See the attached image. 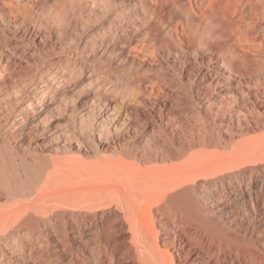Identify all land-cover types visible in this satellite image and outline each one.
Here are the masks:
<instances>
[{
    "label": "bare ground",
    "instance_id": "6f19581e",
    "mask_svg": "<svg viewBox=\"0 0 264 264\" xmlns=\"http://www.w3.org/2000/svg\"><path fill=\"white\" fill-rule=\"evenodd\" d=\"M144 2L153 11L147 6L129 9L124 6L125 0H35L29 6L31 13L53 16L62 27V36L70 28L75 30L61 52L76 51L75 58H80L87 54L86 48H91L89 60L99 57L102 65L107 62L115 66L101 83L108 84L105 91L86 93L89 100H81L80 110L73 111L72 116L82 119L101 102L111 101L107 97L111 87L143 91L147 76L134 62L124 61L121 54L123 43L134 36L162 33L168 55L187 59L194 53L193 66L199 68L197 86L206 83L212 89L223 85L219 96L231 87L227 84L231 76L243 75V58L252 56L235 40L233 25L242 21L247 40H260L258 53L264 58V0H209L200 10L188 0ZM247 7L248 16L244 14ZM4 9L2 14L6 13ZM236 14L240 19H235ZM168 17L178 19L167 21ZM178 22L183 25V36H179ZM92 24L97 26V35L92 32L81 38ZM194 34L200 35L198 42ZM53 53L48 48L44 51L45 56ZM201 55L206 61L196 59ZM3 56L0 53L2 62ZM12 59L7 58L0 67L1 80L9 87L4 88L3 99L0 95L8 110L0 120V147L5 148L0 150V264H90V260L94 264H117L121 254L131 264H264V198L259 203L264 192V165L257 163L264 160V138L260 141L262 135L259 140L251 134L235 141V135L243 137L250 132L252 121L264 127V105L257 115L240 116L224 126V133L212 137L216 145L229 146L228 152L184 156L192 146H207L211 138H189L188 143H179L180 150L168 149L164 141L149 146L148 137L137 144L127 114L132 105L129 96L120 99L119 109L108 112L110 108L105 106L106 117L92 121L87 133L83 121L79 122V134L70 129L69 123L53 125L42 106L46 101V105L52 104L54 99L55 104H63L76 86L67 84V75L63 77L65 82L56 76L47 78L46 70L38 68L37 62L30 76L18 74L23 66ZM76 67H69L71 73ZM259 73L261 98L264 68ZM10 76L15 77L8 79ZM26 88L33 94L29 98L23 95ZM134 96L136 101L140 99ZM209 96L204 100L213 106L217 100ZM175 97L181 100L179 91ZM35 98L43 101L40 108L35 106ZM194 104L186 100L180 107ZM103 128L116 135L117 144L109 153L102 151L108 142L94 139ZM124 135L129 139L120 142L119 137ZM37 136L41 144H53V150L43 160L35 161L30 156L38 153ZM232 168L237 170L218 180H202L210 173ZM115 233L117 236L112 237ZM94 236L97 246L93 245L89 253L87 242Z\"/></svg>",
    "mask_w": 264,
    "mask_h": 264
},
{
    "label": "rangeland",
    "instance_id": "374dc122",
    "mask_svg": "<svg viewBox=\"0 0 264 264\" xmlns=\"http://www.w3.org/2000/svg\"><path fill=\"white\" fill-rule=\"evenodd\" d=\"M34 1L35 0H2L3 5H0L1 7L0 11L1 9L3 10V7H4L5 8L4 10L6 13L2 14V12H0L1 14L0 20H2V22L0 21V50H1L0 53L4 55L3 57L5 58V60L7 58L9 59L13 58L17 63H20L23 66V70L20 71L18 74L21 73L22 75L23 74L26 75L29 73V76H30L32 73H34V70L37 67L35 65V62H37V65H39L40 63L38 68L49 71L48 73L44 71L46 75L48 74L49 76V77L46 76L47 78L55 79L57 77H60L64 82L67 79V84L69 86L71 87L76 86L77 89L73 90L70 93L69 99L60 105H57L54 103L56 102L55 99L52 102V104L49 105V103L51 102H48L46 105V102H47L46 101L45 105H43L44 103L43 104L41 103L43 102L41 101V99L35 98V106L37 108H40L43 105L42 107L45 108L46 113L48 114V116L51 117V122L53 125L59 124L60 126L62 125L65 126L69 123L68 126L70 127V129L71 130L75 129V131L79 134L80 132L79 122L83 121V125L87 126V127L85 126L86 129L89 127L87 130L84 129V131L85 132L90 131L89 125L92 124V121L95 122L97 119L99 120L100 116L102 117L104 116L103 118L106 117L107 114H103L105 113V106L108 105V108H110L108 112H111L113 108L118 107L117 109H119V106L117 104L120 103V99L129 96V98L132 101V105L127 108V114L130 119L129 122H131L132 124L131 134H136L134 141H136L137 144L143 143L144 140L146 141V138L148 137L147 139H149V143H150L149 146H153L156 143V141H159V142L164 141L166 142L165 145L168 149L171 148L172 150H180L181 145H179V143L180 144L188 143L189 138L192 139V137H195L196 139L198 137H201V136L204 137L205 135H208L209 138L211 139H210V142L207 143V146L206 145L205 146L196 145L195 147L192 146L191 148L185 151L186 153L184 156H187L190 154L197 155L198 152L199 153L201 152H206V153H211V152L220 153L221 152L222 153V152H228L230 150V147L226 146L225 144L216 145V143H214V141L212 140V137L214 136V139H215L216 133L217 134L224 133L225 131L224 126L230 121L236 122L240 116H241L240 118H245V117L251 118L253 115L254 116L257 115L259 112V109H261L262 105H264V97L259 98V77H260L259 70L261 71V69L264 68V66H262V63L264 65V58L263 56H260L258 53L260 50L259 49L260 40L249 42L247 40V37L245 36L246 28L244 26V23L240 21L239 23L232 26V35L235 36L234 37L235 40L241 46L243 44L245 45V49L249 50L252 56L243 58L242 71H243L244 76L241 74L242 75L241 77V75H239L238 73H236L235 76H231V79L227 82V84H229L231 87L229 89H226L223 92L224 93L223 96L222 95L219 96L220 90L224 88L223 85L222 86L217 85L212 89H208L206 86L207 85L206 83L203 84V86L200 85L201 87L199 85L197 86L196 80H197V76H198L197 73H198L199 68L197 66L195 67L193 66L195 62L194 57L196 56L194 55V53L193 54L191 53L189 55V58L187 56V59L176 57L175 55H172V54L168 55L167 53H165L166 48L164 47L165 44L163 43L165 41L164 36L161 35L162 33L153 32L151 33V35L149 34L141 35L139 37L134 36L135 38L131 37L129 38V41L127 43H123L124 45L123 44L120 45V47L123 45L121 47V51H122L121 54H122L123 60L128 61V62H134L137 66L141 67L140 68L141 70H143L141 71V73L143 72L142 74L147 76V80L145 81L144 86H143V91L137 93L136 89L131 90V89L124 88V87H115V88L111 87L108 91L107 97L109 99L111 98L112 100H115L113 101L114 103H111L112 100L111 101L105 100L100 103V106L98 105V107L94 108L91 111H88L86 115L82 117V119H80V117L78 118V116H72L73 111L76 110L77 112L80 110L78 105L81 100L84 99L85 101L87 99L88 101L89 100L87 98L88 95L89 94L92 95L96 90L97 92H101V93L105 91L108 84L102 85L101 83L102 81L105 82V79H104L105 75H107L108 72H113V68L115 66L110 67L108 66L107 62H104V64L102 65L101 58L99 57L94 59L95 62L89 60L91 59V53H90L91 51H89L91 50V48H86V50L88 51L87 54L90 53L87 56V58H86L87 54L84 55L85 57L75 58L76 51H73L71 53L70 52L65 53V51L61 52L64 46L67 44L68 40L71 37L75 36V30L73 28H70V32L62 36L61 34L62 27L59 25L57 20L53 19L54 18L53 16H50L48 13L40 14V12H37L36 14V13L29 12V6ZM188 1L192 3V6L196 10H200L203 6H205L209 2V0H188ZM124 6L126 7L130 6L129 9L136 8L138 10L144 8V6H147V8L150 11L151 10L153 11V9L150 6H148V3L144 2V0H125ZM248 8L249 7H247L244 11V14L247 16L250 12V10L248 12ZM25 10H28V12L26 13ZM15 14L16 15L18 14L17 15L18 17H16ZM10 17L11 19H9ZM235 17H236L235 19L238 20L240 19L241 16L236 14ZM177 19L178 18L171 19L168 17L167 21H171V20L177 21ZM8 20L11 21L10 22L11 24L7 23L9 22ZM14 21H17V22L15 23ZM176 24H177V28L179 31V36H183L184 34L183 25L180 22ZM96 27H97L96 25H93V24L90 25L88 29H85L86 31H83L81 38H83L84 35H88V33L92 34V32H93V36L97 35V32H95ZM192 30L194 29L192 28ZM199 39H200V35L194 36L195 42H198ZM160 46H162L163 48ZM47 48L48 50H51V51L54 50V53L50 56H45L44 51ZM159 48L160 50L158 53ZM123 52L125 53V55ZM160 58L163 61L160 60ZM199 58L200 59L204 58V61H206V57L204 55H201L200 57L198 56L196 57L197 60H199ZM260 58L261 60H259ZM191 59L193 60L192 62H191ZM5 60H3L2 62V60L0 59L1 68L5 63ZM120 63H123V61H120ZM75 64L77 65L76 70H75L76 73H74L75 71L71 73V70L74 68ZM87 65H89L90 67L92 66L91 69L90 67L87 68L88 67ZM191 66H193V68ZM69 67L71 68V70ZM84 67H86L87 70L84 72L82 71L83 72L82 74L81 69ZM259 67L260 69H258ZM63 72L64 74H62ZM54 73H57V74L59 73V74L57 75ZM66 75H67L66 79L63 78ZM15 76L14 77L16 79L17 78L19 79L18 75H15ZM50 76L52 77L50 78ZM68 76H71V77H68ZM11 77L14 78L13 76H10V78L8 79H12ZM1 79H2V75L0 77V83H1L0 84V95L2 96V99H3V97L5 96L4 88L6 86L3 84L4 80L2 81ZM196 87L198 88L200 87V88L198 89ZM8 88L9 87H6L5 89H8ZM178 91L180 92V95H181L180 101L175 100L176 98L175 95L176 93H178ZM210 94H211V96H209L210 98L214 97L215 101L217 100L216 103L214 102L215 105L213 104V106L212 105L209 106L206 103L208 95ZM23 95L24 96L26 95L27 97L28 96L31 97V95L33 94L31 93V90H28L26 88ZM134 95L138 96V98L140 99L136 101V98H134L135 97ZM205 95H207V97ZM215 96H217L218 98ZM199 99L202 101H200ZM186 100H193L195 104L189 107H183V108L180 107L183 105L184 101ZM176 103H179L177 104L179 107L176 105ZM197 106H199L200 109L197 108ZM202 108L203 110H201ZM7 111L8 110H7L6 101L4 102V100H1L0 101V115H3V117H0V120H2V118L5 117V115H7ZM223 119L225 120V122L223 121ZM220 122L222 123L224 122V124ZM256 127H258L259 130L256 129ZM221 128L224 130H222ZM208 129L209 130L211 129L210 130L211 132L209 131L211 134L214 131L213 135L207 132ZM99 131H101L102 133ZM99 131H97L96 134L94 135V139L95 141H98L99 139V140H102V141L105 140L106 142H108L107 144H104L102 146L103 147L102 151L109 153V150H111V148H113L114 145L116 146L117 144V143L114 144V141H115L114 136L116 135L113 134L112 131H111L112 133L108 132V129L106 128L105 129L103 128L102 130H99ZM249 131H248L249 133L245 134L243 137H238L237 135H235L236 137L235 141H238L239 138L241 139V138L249 137V135L251 134L252 136L250 137H259V140L262 135V139L260 141L263 140L264 127L259 128L258 124L252 121L250 122ZM126 136L128 135H124V137L122 136L119 137L120 142L127 141L129 138ZM122 138L125 140H123ZM208 140L209 139L207 138V141ZM36 141L39 142L38 153L37 155H31L30 157L33 156V158L31 159L35 161L43 160V157L45 156V154L50 155L51 150H53V147H52L53 144L49 146L41 144L40 142L41 139L38 136L35 138V142ZM210 144H212V146ZM230 144H233V143H230ZM3 149L5 148L1 146L0 150H3ZM69 155L75 156L77 154L71 153ZM257 163L259 165H264V160H260ZM235 170L237 169L232 168V169H223L220 171H216V172L208 174L209 176L207 175L206 177L202 178V180H214V178L215 180H218L221 176L229 174L230 172H233ZM261 196L262 197H260V201H259L260 204L263 201L264 192ZM111 236L114 237L117 235L115 233V234H112ZM87 245H88V250L90 253L93 248V245L94 247L97 246V237L96 236L91 237V239L88 240ZM104 250H102L103 255L106 252V250L105 251ZM118 258L119 259H118L117 264H131V260L127 259L124 254H121V256ZM90 264H94L92 263V260H90ZM106 264H109V263L106 262Z\"/></svg>",
    "mask_w": 264,
    "mask_h": 264
}]
</instances>
